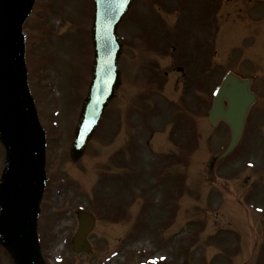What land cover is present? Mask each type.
I'll return each mask as SVG.
<instances>
[{"label": "rangeland", "instance_id": "1", "mask_svg": "<svg viewBox=\"0 0 264 264\" xmlns=\"http://www.w3.org/2000/svg\"><path fill=\"white\" fill-rule=\"evenodd\" d=\"M225 2L221 0L213 15L212 0H135L120 28L126 43L118 99L85 156L75 163L70 148L92 78L93 0L35 1L20 45L23 72L46 139L48 182L36 215L44 264H264V20L255 24L264 16V0L239 2L240 12L233 8L238 2ZM212 28L214 56L208 67L201 40L208 39ZM170 64L187 67L193 87L167 89L180 75L165 81ZM229 67L256 76L253 90L260 99L239 146L213 171L211 159L227 145L230 127L221 122L213 128L203 120L206 109L202 121L190 109L194 103L208 107L202 98ZM155 81L167 84L161 87ZM197 83L201 87L195 95ZM132 122L142 126L135 132L137 141ZM1 127L4 184L15 159ZM151 128L158 140L166 136L160 144L167 142L175 150V142L181 143L183 155L147 154ZM169 132L177 135L170 142ZM151 143L162 153L172 151L157 147L155 139ZM190 154L195 159L189 160ZM79 208L97 218L87 254L72 249ZM1 210L0 202V217ZM0 264H15L1 220Z\"/></svg>", "mask_w": 264, "mask_h": 264}, {"label": "water", "instance_id": "2", "mask_svg": "<svg viewBox=\"0 0 264 264\" xmlns=\"http://www.w3.org/2000/svg\"><path fill=\"white\" fill-rule=\"evenodd\" d=\"M134 0H94L92 27L95 61L88 96L84 100L74 134L71 158L83 155L108 104L117 95L121 83L118 61L122 41L118 26ZM31 0H0V122L14 144L17 169L7 189H0L4 199V223L10 236L18 264H43L35 233V207L43 179V146L32 103L25 84L20 28ZM252 78L229 73L216 95L210 120L216 125L225 120L231 127V140L217 161L238 144L246 116L256 101L250 91ZM225 100L228 104H225ZM79 229L73 240L75 252H89L87 239L95 225V217L78 211Z\"/></svg>", "mask_w": 264, "mask_h": 264}, {"label": "flooded vegetation", "instance_id": "3", "mask_svg": "<svg viewBox=\"0 0 264 264\" xmlns=\"http://www.w3.org/2000/svg\"><path fill=\"white\" fill-rule=\"evenodd\" d=\"M213 1V5H214V7L211 9L212 10V14L213 15H215L216 14V12H218L219 11V9H220V6H219V4H220V2H221V0L219 1V2H217L218 0H212ZM231 1H235L237 4H233L234 5V9L236 8L237 10H238V12H240L241 10H242V7H237L238 6V4H239V2H241L242 3V5H245V3L248 1V3H249V0H226V2L225 3H229V2H231ZM229 10L231 11V9L229 8ZM209 16V15H208ZM210 17V16H209ZM226 21H228V20H226ZM207 24L208 25H210L211 24V27H212V22H211V18L209 19L208 18V21H207ZM214 35H215V32L213 33V28H212V33H211V31L209 32V36H208V39L207 40H205L204 38L201 40V42H203L202 44L204 45L203 46V53H204V55H202V58L205 60V62L207 63V66L208 67H211V59H213V56H214V50H213V46H215V40H214ZM157 42V41H156ZM213 43H214V45H213ZM194 44L196 45V47L198 48V50H200V43H199V40H195V42H194ZM198 45V46H197ZM160 47H161V49L162 50H164L165 49V47H162L161 46V44H160ZM172 48H174L173 46H172ZM180 53H179V51H178V49H177V55H179ZM194 59H196V57H193ZM173 59V58H172ZM174 60V59H173ZM188 61L190 62V64L191 65H194V63H195V61L192 59V57L191 56H189L188 57ZM171 64H173V62L171 63ZM170 64V65H171ZM178 64V63H177ZM171 67H172V71H165V81H167L168 79L169 80H171L172 78H173V76H174V73H178V74H180V75H177L176 77H174V80L176 79L177 81H170L169 83H168V85L167 86H165L167 89H172V87H171V85H173L174 86V89L175 90H178L179 89V86H181L182 85V90L184 91L186 88H188V87H193V85H194V83L192 82L193 81V77H191L190 76V74H189V71L187 70V67H185V66H183V65H181V64H179V65H171ZM198 71H200V69H199V64H198ZM185 77H186V80H185ZM200 82V81H199ZM160 83V84H159ZM164 82H159V81H155V84H159V86H161V84H162V86L161 87H163V85H165V84H167L166 82L163 84ZM201 83L202 84H204L203 83V81H202V79H201ZM201 87V85L199 84V83H197V85H196V87H195V95H196V92H197V90L199 89ZM159 89V88H158ZM215 90H216V86H215V83L211 86V90H209V91H207V95L205 96V97H203L202 98V105L204 106V103L206 102V100H207V103H208V107H207V105H206V107L207 108H205V106H204V109H201L200 107H199V105H198V103H194V105H193V108H192V114H194L195 116H198L199 115V113L200 112H202L203 110H205L206 109V113H207V111H208V109H209V107H210V105H211V103H212V101H213V99H214V96H215ZM210 98V99H209ZM187 103V102H186ZM186 103H185V105H186ZM172 130V129H171ZM149 131L151 132V136L149 137V140L146 142V144L147 145H149V147L153 150V144L151 143V140L152 139H155V136H156V132H155V130H152V128L151 129H149ZM173 131V130H172ZM158 134V133H157ZM169 134V136H167V138H168V141H169V137H177V135H175V136H173L172 135V133L171 132H169L168 133ZM174 134V133H173ZM165 140H166V136H165V138H164ZM174 141H176V139H174ZM170 142V141H169ZM167 143V142H166ZM171 144V143H170ZM155 145L157 146V147H161L162 148V146H159V144L157 143V138H156V142H155ZM178 145H179V143L176 141L175 142V150H173V147H172V145L169 147V149H171L172 151H171V153H174V155L176 156V157H178L180 154L178 153L179 152V148H178Z\"/></svg>", "mask_w": 264, "mask_h": 264}, {"label": "bare ground", "instance_id": "4", "mask_svg": "<svg viewBox=\"0 0 264 264\" xmlns=\"http://www.w3.org/2000/svg\"><path fill=\"white\" fill-rule=\"evenodd\" d=\"M11 144H12V145H11ZM10 145H11L12 149H14V144H13V142H10ZM39 196H40V194H39ZM6 235H7L6 238H7V241H8L9 247H12V250L14 251L12 240H11L10 236L8 235V232H7V231H6Z\"/></svg>", "mask_w": 264, "mask_h": 264}]
</instances>
